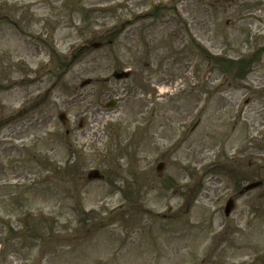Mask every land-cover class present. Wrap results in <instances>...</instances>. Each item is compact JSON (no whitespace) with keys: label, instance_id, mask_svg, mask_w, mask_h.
Masks as SVG:
<instances>
[{"label":"rangeland","instance_id":"rangeland-1","mask_svg":"<svg viewBox=\"0 0 264 264\" xmlns=\"http://www.w3.org/2000/svg\"><path fill=\"white\" fill-rule=\"evenodd\" d=\"M258 180L264 0H0V264H264Z\"/></svg>","mask_w":264,"mask_h":264},{"label":"water","instance_id":"water-1","mask_svg":"<svg viewBox=\"0 0 264 264\" xmlns=\"http://www.w3.org/2000/svg\"><path fill=\"white\" fill-rule=\"evenodd\" d=\"M94 46L100 47V44H95ZM123 76H128V73L123 71L122 73H116L115 74V77H117L118 79L123 78ZM91 82H92V79L85 80L82 83V86L89 85V84H91ZM115 104H116V100L114 99L112 101H109L106 104V107H114ZM59 119H60V121H62L64 123H69L65 113H61V115L59 116ZM163 168H164V163L161 164L157 169V171L160 173V175L163 173L162 172ZM88 175H89V178L92 180H96V179L103 180L104 179V176L102 174H100V172L96 169L94 171H91ZM259 184H260V182H256L254 184L247 186L246 189L250 190L251 188H255ZM232 208H233V201L227 205L225 212H227V214L230 213L231 212L230 210H232Z\"/></svg>","mask_w":264,"mask_h":264},{"label":"flooded vegetation","instance_id":"flooded-vegetation-1","mask_svg":"<svg viewBox=\"0 0 264 264\" xmlns=\"http://www.w3.org/2000/svg\"><path fill=\"white\" fill-rule=\"evenodd\" d=\"M257 141V140H256ZM264 186V181H263V184L261 185V186H259V187H263ZM244 187V186H243ZM243 187H235V192L233 193V196H231V197H227V199L226 200H232L233 199V201H235V203H234V205H235V207H236V203H237V199H239L240 197H242L243 195H246V193H249V192H254L253 190H251V191H246L245 193H243L242 192V189H243ZM259 187H257V188H259ZM235 210V209H234ZM233 210V212L229 215V216H231L235 211ZM229 216H227V217H229Z\"/></svg>","mask_w":264,"mask_h":264}]
</instances>
